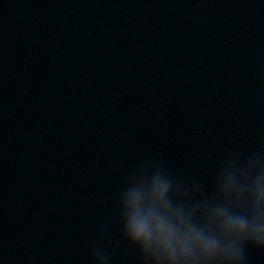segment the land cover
I'll list each match as a JSON object with an SVG mask.
<instances>
[{"label": "water", "instance_id": "1", "mask_svg": "<svg viewBox=\"0 0 264 264\" xmlns=\"http://www.w3.org/2000/svg\"><path fill=\"white\" fill-rule=\"evenodd\" d=\"M257 149L264 0H0V264H91L105 224L140 264L116 227L132 165L210 182Z\"/></svg>", "mask_w": 264, "mask_h": 264}, {"label": "clouds", "instance_id": "2", "mask_svg": "<svg viewBox=\"0 0 264 264\" xmlns=\"http://www.w3.org/2000/svg\"><path fill=\"white\" fill-rule=\"evenodd\" d=\"M115 212L140 264H246L249 249L264 252V149L224 154L210 182L148 157L129 168ZM111 238L105 224L91 264H113Z\"/></svg>", "mask_w": 264, "mask_h": 264}]
</instances>
